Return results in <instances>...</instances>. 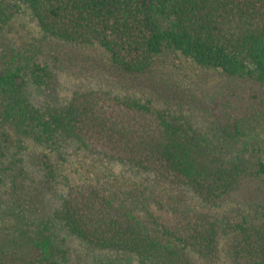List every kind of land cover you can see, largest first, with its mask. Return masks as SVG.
I'll use <instances>...</instances> for the list:
<instances>
[{"label":"trees","instance_id":"obj_1","mask_svg":"<svg viewBox=\"0 0 264 264\" xmlns=\"http://www.w3.org/2000/svg\"><path fill=\"white\" fill-rule=\"evenodd\" d=\"M17 1L30 11L45 39L98 47L123 74H145L166 55L177 53L225 75L227 81L264 88V0ZM14 5L0 2L1 32L19 8ZM8 39L2 43L6 50L0 48L1 143L16 135L56 155L73 147L114 164L159 173L186 185L209 205L220 204L241 187L246 173L241 158L207 159L208 149L194 123L149 100L91 88L60 103L35 102L31 87L55 84L57 70L35 55H25ZM247 120L238 118V127ZM5 147H0V159ZM40 168L47 180L62 175L49 153ZM258 168L264 183V163ZM67 191L53 217L40 221L43 227L29 229L26 237L27 228L20 226L23 235L0 243V254L12 258L6 263L0 257V264H58L56 226L93 247L135 254L141 264H194L186 250L208 256L217 246L221 222L209 213L186 212L156 196H137L126 205L96 185ZM18 217L25 219L21 211ZM234 229L236 258L244 264H264V221Z\"/></svg>","mask_w":264,"mask_h":264},{"label":"rangeland","instance_id":"obj_2","mask_svg":"<svg viewBox=\"0 0 264 264\" xmlns=\"http://www.w3.org/2000/svg\"><path fill=\"white\" fill-rule=\"evenodd\" d=\"M0 2L19 6L5 25L6 30L0 31V48L6 50L7 45L2 43L9 38L11 46L20 48L25 55H35L57 70L56 85L51 81L43 88L31 87L35 102L60 103L78 90L91 88L144 98L158 108L191 120L208 149L207 159L228 162L239 157L246 166L241 187L220 204L209 205L186 185L159 173L114 164L73 147L52 154L50 149L29 139L17 140L19 137L12 135L9 141H0L1 148L6 145V155L0 159V243L23 235L17 230L20 226L28 232L43 227L40 221L53 217L60 196L69 187L85 184L102 187L126 205H132L137 196H156L180 210L217 217L221 226L214 252L204 256L186 250L188 258L194 264H244L234 253L238 236L234 228L264 221V183L262 176L257 175L258 164L264 163V88L242 80L227 81L225 75L202 69L177 53L166 55L145 74H123L110 64L102 49L47 40L24 5L17 0ZM242 117L248 120L239 128L238 118ZM46 153L56 158L61 168L62 175L56 179L47 180L40 168ZM53 182H57V189L51 188ZM20 211L24 220L18 217ZM27 229L23 230L26 237L31 233ZM53 235L58 264H141L135 254L93 247L60 226L53 229ZM0 257L6 263L12 262L10 254Z\"/></svg>","mask_w":264,"mask_h":264}]
</instances>
